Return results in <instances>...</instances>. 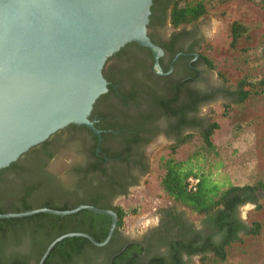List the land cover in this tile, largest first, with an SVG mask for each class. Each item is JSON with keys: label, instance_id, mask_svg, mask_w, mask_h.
Instances as JSON below:
<instances>
[{"label": "flooded vegetation", "instance_id": "1", "mask_svg": "<svg viewBox=\"0 0 264 264\" xmlns=\"http://www.w3.org/2000/svg\"><path fill=\"white\" fill-rule=\"evenodd\" d=\"M174 2L152 0L150 7L147 37L161 49L160 71L154 70L150 50L135 42L107 58L102 68L106 91L87 117L92 128L66 125L11 162L14 169L6 170L11 163L1 168L0 209L38 203L65 207L74 201L75 192L105 209H122L118 201L128 199L149 175L152 149L178 144L187 134L200 135L207 127L202 110L228 96L204 76L200 18L173 27ZM157 204L148 224L135 228V233L129 235L116 224L99 250L67 261L55 254L43 263L201 264V254L192 251L220 244L222 234L201 217L194 218L168 198ZM240 206L237 217L246 224L239 216ZM103 216L109 217V229L111 218ZM34 251L28 239L5 238L0 231V264H37Z\"/></svg>", "mask_w": 264, "mask_h": 264}, {"label": "water", "instance_id": "2", "mask_svg": "<svg viewBox=\"0 0 264 264\" xmlns=\"http://www.w3.org/2000/svg\"><path fill=\"white\" fill-rule=\"evenodd\" d=\"M151 4L152 0H0V169L66 125L92 128L87 117L106 91L102 68L126 43L148 48L154 70L160 71L161 49L147 37ZM81 210L110 216L106 238L96 242L81 232L62 234L47 245L37 263L43 264L52 247L67 237L86 238L96 247L107 244L117 224L115 213L80 204L68 210L41 207L3 213L0 220L39 213L63 217Z\"/></svg>", "mask_w": 264, "mask_h": 264}, {"label": "rangeland", "instance_id": "3", "mask_svg": "<svg viewBox=\"0 0 264 264\" xmlns=\"http://www.w3.org/2000/svg\"><path fill=\"white\" fill-rule=\"evenodd\" d=\"M202 1L208 9L198 23L205 38L201 54L208 84L235 91L240 81L264 79V0ZM235 20L247 26L249 39L240 38L233 48L229 27ZM202 113L207 126L217 125L210 137L216 156L203 152L197 132L179 143L173 153L167 145L152 149L149 175L128 199L118 201L127 212L123 225L127 234L148 224L152 208L167 199L160 187L163 158L184 161L198 153L194 165L235 186L255 185L264 179V93L251 94L241 103L226 97L211 103ZM256 200V204L240 206L238 212L246 224L258 222L259 233L245 235L230 245L224 261L209 256L202 264H264V190L257 193Z\"/></svg>", "mask_w": 264, "mask_h": 264}, {"label": "trees", "instance_id": "4", "mask_svg": "<svg viewBox=\"0 0 264 264\" xmlns=\"http://www.w3.org/2000/svg\"><path fill=\"white\" fill-rule=\"evenodd\" d=\"M207 5L202 0H175L171 13L170 22L173 27H178L181 24H190L197 21L207 12ZM247 26L242 22L232 21L229 27V35L231 36L230 44L234 48L240 38L249 39ZM210 65V64H209ZM228 97L237 103L245 101L251 94L264 93V79L258 81H240L235 91L224 90ZM217 125L207 126L200 133L202 143L206 154L212 153L216 156L214 145L210 139L213 130ZM192 134H187L178 141L185 143L190 139ZM178 143V144H179ZM178 144L171 146V153ZM196 153L188 159L176 160L173 157L163 158L161 167L164 171L160 179V187L163 194L171 201L183 206L192 215L201 217L204 223L211 224L217 229L218 233L222 234L221 242L218 246L210 249H198L193 253L201 254V264L213 256L221 261L226 259V249L233 243L240 242L245 235H257L260 231V224L252 222L244 224L238 217L236 209L238 206L251 203L256 204L257 193L264 190V179L258 181L255 185L235 186L228 183L227 179H215L211 173H208L203 167L194 165L193 159H197ZM15 163H11L6 170L14 169ZM2 170H0L1 174ZM194 177L198 179L196 189L188 190L187 179ZM79 186V185H78ZM76 185V188H79ZM75 188V190H77ZM73 202L65 207H56L42 205L37 206L25 205L22 208L8 207L1 208L0 214L17 213L35 208H49L53 210H68L77 205H92L96 208L105 209L98 205L94 200H87L83 196H79L77 192L73 194ZM117 213L118 223L117 228H122L126 211L120 207L113 209ZM80 216L81 219L74 224L59 223L61 219H72ZM108 219V221H105ZM109 225V217L97 215L92 212L81 210L75 214L67 216H56L45 213H39L28 217L16 219L0 220V231L3 237H22L28 239L35 249L36 261L39 260L47 245L56 237L68 232H81L91 236L96 242H102L107 236ZM195 240V239H194ZM94 250H99L86 238L83 237H67L57 242L49 254L45 258L48 260L51 256L58 254L63 260L67 261L70 258L84 256ZM44 261V263H45ZM43 263V264H44Z\"/></svg>", "mask_w": 264, "mask_h": 264}, {"label": "built area", "instance_id": "5", "mask_svg": "<svg viewBox=\"0 0 264 264\" xmlns=\"http://www.w3.org/2000/svg\"><path fill=\"white\" fill-rule=\"evenodd\" d=\"M198 183V179L194 177H189L187 179V188L188 190L194 191L196 189V185Z\"/></svg>", "mask_w": 264, "mask_h": 264}]
</instances>
